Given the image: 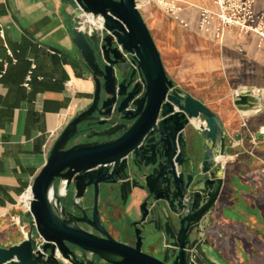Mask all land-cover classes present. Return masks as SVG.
Instances as JSON below:
<instances>
[{
	"label": "water",
	"instance_id": "obj_1",
	"mask_svg": "<svg viewBox=\"0 0 264 264\" xmlns=\"http://www.w3.org/2000/svg\"><path fill=\"white\" fill-rule=\"evenodd\" d=\"M60 1L94 83L92 99L55 139L30 186L27 235L0 247V264H220L202 237L222 185L219 117L168 78L136 0ZM83 13L100 16L103 29H78ZM259 94L237 90L234 104L250 107ZM62 179L63 193L55 184ZM141 192L131 243L113 238L100 198L126 207Z\"/></svg>",
	"mask_w": 264,
	"mask_h": 264
},
{
	"label": "crops",
	"instance_id": "obj_2",
	"mask_svg": "<svg viewBox=\"0 0 264 264\" xmlns=\"http://www.w3.org/2000/svg\"><path fill=\"white\" fill-rule=\"evenodd\" d=\"M262 3L256 0L255 9ZM213 43L219 46L217 57L199 68L205 75L200 91L210 95L193 92L176 74L167 76L215 113L224 130L222 185L202 234L209 254L225 264H255L264 261V139L252 142L264 129V42L253 32L229 27L223 41ZM93 90L60 0H0V247L26 237L23 195ZM237 90L260 94L250 107H240L233 99ZM196 128L188 127L186 138ZM144 195L130 198L126 207L119 199L112 206L100 199V219L113 238L131 243L128 225ZM145 252L154 253L149 246Z\"/></svg>",
	"mask_w": 264,
	"mask_h": 264
},
{
	"label": "rangeland",
	"instance_id": "obj_3",
	"mask_svg": "<svg viewBox=\"0 0 264 264\" xmlns=\"http://www.w3.org/2000/svg\"><path fill=\"white\" fill-rule=\"evenodd\" d=\"M186 1L192 2L195 5H203L210 8L215 7L212 0ZM136 4L159 51L166 74H176L183 79L182 81L189 82L190 86L188 85V88L195 93L202 92L201 94L210 95L211 93H207L205 90L200 91L203 89L202 86H204L203 77L205 75L204 71H201L199 68L201 65L211 62L217 57L219 46L195 30L179 26L153 0H136ZM189 11L191 12L190 23L194 25L197 19L196 9L189 7ZM58 182L60 180L56 181L55 184L57 185ZM68 193V199H70L71 192ZM143 249L144 251L146 250L145 245ZM153 254L157 255V252L155 251ZM218 262L225 264L221 261ZM244 264H249V262L246 260ZM255 264H264V261L260 260Z\"/></svg>",
	"mask_w": 264,
	"mask_h": 264
},
{
	"label": "built area",
	"instance_id": "obj_4",
	"mask_svg": "<svg viewBox=\"0 0 264 264\" xmlns=\"http://www.w3.org/2000/svg\"><path fill=\"white\" fill-rule=\"evenodd\" d=\"M153 1L179 26L185 29L191 28L210 41L221 43L225 31L229 27H237L242 32H253L257 34L259 39L264 42V0L259 10L255 9L256 0H212L215 5L214 8L195 5L186 0ZM189 7L196 9L197 19L194 25L190 23L191 12L189 11ZM84 14L86 13L82 15ZM82 15L78 21V29L86 33L103 29V24L100 28H90L89 26L82 28ZM94 17L98 18L100 16ZM28 79L29 75L25 81L26 86L28 85ZM246 123L244 119L241 125L246 126ZM262 132H264V129H262ZM261 138L264 139V133ZM257 139L258 137H253L252 142L255 143ZM28 192H30V188L26 191V193ZM28 208L29 206L25 205L26 211H28Z\"/></svg>",
	"mask_w": 264,
	"mask_h": 264
},
{
	"label": "bare ground",
	"instance_id": "obj_5",
	"mask_svg": "<svg viewBox=\"0 0 264 264\" xmlns=\"http://www.w3.org/2000/svg\"><path fill=\"white\" fill-rule=\"evenodd\" d=\"M213 3V2H212ZM102 24H103V20L101 17H94L92 16L91 14H84L82 15V28H85L87 26H89L90 28H93V27H102ZM198 125V123H196ZM65 183H66V180L65 179H62L60 181V186H59V189H60V192L63 193L64 189H65ZM49 197L52 199L53 198V193H52V187L49 188ZM31 199V193L28 192L26 194H24L23 196V202L25 205L29 206V201ZM56 212L57 214L62 217V214L60 212V210L58 208H56Z\"/></svg>",
	"mask_w": 264,
	"mask_h": 264
},
{
	"label": "flooded vegetation",
	"instance_id": "obj_6",
	"mask_svg": "<svg viewBox=\"0 0 264 264\" xmlns=\"http://www.w3.org/2000/svg\"><path fill=\"white\" fill-rule=\"evenodd\" d=\"M104 186H106V185H102L101 188H100V193H101V194H103L104 191L106 190V188H104ZM65 194H66V192H65ZM65 194H64V195H65ZM102 198L105 199L104 197H101L100 199H102ZM105 200H106V199H105Z\"/></svg>",
	"mask_w": 264,
	"mask_h": 264
}]
</instances>
